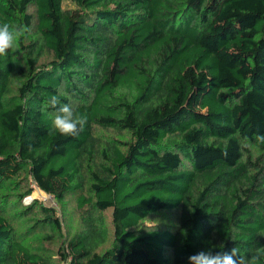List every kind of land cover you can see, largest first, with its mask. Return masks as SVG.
<instances>
[{
	"label": "trees",
	"instance_id": "trees-1",
	"mask_svg": "<svg viewBox=\"0 0 264 264\" xmlns=\"http://www.w3.org/2000/svg\"><path fill=\"white\" fill-rule=\"evenodd\" d=\"M5 22L25 34L0 56V264L264 246V0H0Z\"/></svg>",
	"mask_w": 264,
	"mask_h": 264
},
{
	"label": "clouds",
	"instance_id": "clouds-1",
	"mask_svg": "<svg viewBox=\"0 0 264 264\" xmlns=\"http://www.w3.org/2000/svg\"><path fill=\"white\" fill-rule=\"evenodd\" d=\"M25 28L20 25L0 24V56H6L14 49L18 38L23 37ZM46 106L54 109L51 114V130L63 136L75 137L82 132L87 124V116L78 113L71 103H62L59 95H52ZM255 141L264 144V134H256ZM246 146V145H245ZM188 264H264V246L256 248L248 256L240 254L238 247L230 252L211 250L199 251L188 257Z\"/></svg>",
	"mask_w": 264,
	"mask_h": 264
},
{
	"label": "rangeland",
	"instance_id": "rangeland-1",
	"mask_svg": "<svg viewBox=\"0 0 264 264\" xmlns=\"http://www.w3.org/2000/svg\"><path fill=\"white\" fill-rule=\"evenodd\" d=\"M34 198L41 199L46 205L53 206L60 212V206L55 201V198L53 196H51L50 194L46 193L41 188L35 187V189L33 190V192L30 195H27L23 198V203L28 204ZM64 230H65V228H64Z\"/></svg>",
	"mask_w": 264,
	"mask_h": 264
}]
</instances>
